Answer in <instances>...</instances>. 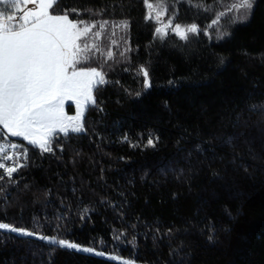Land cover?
I'll return each mask as SVG.
<instances>
[{
	"label": "trees",
	"instance_id": "trees-1",
	"mask_svg": "<svg viewBox=\"0 0 264 264\" xmlns=\"http://www.w3.org/2000/svg\"><path fill=\"white\" fill-rule=\"evenodd\" d=\"M167 1L163 19L198 35L160 39L143 0H59L74 20L109 21L101 48L114 39L116 55L85 64L108 82L84 131L50 152L9 137L27 156L0 179V222L140 264H264V0L211 27L224 0ZM0 264L121 263L0 231Z\"/></svg>",
	"mask_w": 264,
	"mask_h": 264
},
{
	"label": "snow or ice",
	"instance_id": "snow-or-ice-1",
	"mask_svg": "<svg viewBox=\"0 0 264 264\" xmlns=\"http://www.w3.org/2000/svg\"><path fill=\"white\" fill-rule=\"evenodd\" d=\"M143 2L149 10L146 19L158 25L155 34L160 39L167 37L169 30L181 41L200 33L196 24H174L171 18L165 21L167 0ZM58 4L59 0H0V179L12 180L14 173L24 166L21 157L27 156L26 152L17 151L20 145L9 142V137L22 138L41 152L52 151L51 143L57 134L67 136L84 131L85 111L96 104L95 91L108 82L102 67L80 65L98 55L105 63L115 57L114 39L106 52L100 43L109 31V21L74 20L67 11H55ZM252 8L253 0H224V7L215 13L210 27L220 24L224 17L247 18ZM127 27L126 23L111 25V35H116L115 29ZM139 75L143 77V86L149 88L147 68L141 66ZM67 102L75 106V115L65 111ZM148 144L154 146L153 140L149 139ZM0 231L37 235L3 222ZM37 238L59 248L94 252L67 239Z\"/></svg>",
	"mask_w": 264,
	"mask_h": 264
},
{
	"label": "rangeland",
	"instance_id": "rangeland-1",
	"mask_svg": "<svg viewBox=\"0 0 264 264\" xmlns=\"http://www.w3.org/2000/svg\"><path fill=\"white\" fill-rule=\"evenodd\" d=\"M169 3H171V2H170V1L168 2V1H167V4H166L167 10H168L169 7H170ZM171 4H172V3H171ZM161 11H163V6H161ZM80 67H85V64H84V65H80ZM70 105H72V106L74 107V112H73V113H71V112L69 111V106H70ZM86 110H87V109H86ZM65 111L67 112L68 115H75V111H76V109H75V106H74L71 102H67V103H66V106H65ZM85 113H86V111H85ZM84 116H85V114H84ZM83 119H84V117H83ZM14 138H17V137H14ZM19 139H22V138H19ZM28 231H29V230H28ZM15 234H17V233H15ZM17 235H20V234H17ZM20 236H23V235H20ZM38 236H40V235H34V236H31V237H38ZM26 237H29V236H26ZM77 244H78V243H77ZM78 245H80V244H78ZM80 246L94 249V252H83V251H78V252H81V253L90 254V255H95V256H100V257H105V258H107V259H110V260H113V261L119 262V263H121V264H122V262H127V264H140V263H138L137 261H135V260H133V259L125 258V257L119 256V255L113 254V253H106V252L100 251V250H98V249H96V248H93V247H90V246H85V245H80ZM75 251H76V250H75ZM96 252H102L103 255H96V254H95ZM112 257H115V259H112Z\"/></svg>",
	"mask_w": 264,
	"mask_h": 264
},
{
	"label": "built area",
	"instance_id": "built-area-1",
	"mask_svg": "<svg viewBox=\"0 0 264 264\" xmlns=\"http://www.w3.org/2000/svg\"><path fill=\"white\" fill-rule=\"evenodd\" d=\"M0 7H3V6H0ZM28 7H32L31 5H29Z\"/></svg>",
	"mask_w": 264,
	"mask_h": 264
}]
</instances>
